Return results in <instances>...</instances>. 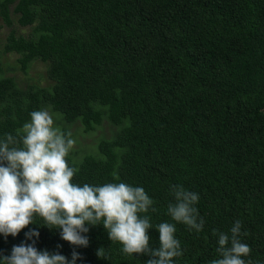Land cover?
I'll use <instances>...</instances> for the list:
<instances>
[{
	"label": "trees",
	"instance_id": "1",
	"mask_svg": "<svg viewBox=\"0 0 264 264\" xmlns=\"http://www.w3.org/2000/svg\"><path fill=\"white\" fill-rule=\"evenodd\" d=\"M0 140H17L33 111L47 110L68 134H110L92 149L69 151L72 183H126L155 201L147 215L150 246L167 215L169 186L199 195L200 232L177 223L182 256L173 264L218 258L213 229L241 221L246 264H264V0H0ZM2 54L15 56L12 66ZM45 66L46 85L10 75L32 62ZM79 155L77 159L74 154ZM89 227V245L76 264H145L127 255L102 226ZM34 216L13 238L38 229V250L71 259L73 247ZM247 232V235H243ZM29 243L31 241H28ZM103 247L104 257L96 250Z\"/></svg>",
	"mask_w": 264,
	"mask_h": 264
},
{
	"label": "clouds",
	"instance_id": "2",
	"mask_svg": "<svg viewBox=\"0 0 264 264\" xmlns=\"http://www.w3.org/2000/svg\"><path fill=\"white\" fill-rule=\"evenodd\" d=\"M21 132L19 140L12 134L0 140V236L15 238L38 216L43 227L58 229L60 239L73 250L71 259L60 254L61 245L54 252L38 250L39 231L30 229L24 241L12 246L9 255L0 251V264H76L82 257L75 249L88 247L89 227L101 221L108 239L119 243L124 254L147 256L145 264H173V259L183 254L175 237V225L180 223L196 232L203 229L204 220L195 206L199 195L182 184L170 185L173 200L167 206V215L175 223L157 225L159 246L152 248L148 234L152 225L149 217L142 214L158 209L142 187L123 182L83 186L72 183L78 170L69 166L66 156L75 141L70 133L54 126L47 110L30 113ZM241 228V221L236 220L230 235L213 229L212 235L218 238V258L210 264H246L243 257L251 249L240 240ZM104 253L103 247L96 250L98 258Z\"/></svg>",
	"mask_w": 264,
	"mask_h": 264
},
{
	"label": "rangeland",
	"instance_id": "3",
	"mask_svg": "<svg viewBox=\"0 0 264 264\" xmlns=\"http://www.w3.org/2000/svg\"><path fill=\"white\" fill-rule=\"evenodd\" d=\"M8 32L9 30L6 27L0 28V48L4 42V37ZM14 58L15 56L13 55L2 54L1 60H2V64L4 65L5 69L7 68L6 66L13 65ZM10 75H14L15 77H17V80L20 83H36L40 85L47 84L45 66L42 63L37 62V61L32 62L30 67L26 69L24 72L20 71L18 67L14 72H11ZM42 110H45V109H42ZM53 120H54V126L56 127V119L53 118ZM69 128L70 127H68V132L71 134V138L75 141L73 147L71 148V151L73 152H77L85 148L92 149L94 139L97 140L101 136H108L110 134L109 131L106 133L103 130V127L97 129L95 132L88 134V135L82 134V131L79 127H73L72 129H69ZM73 157L77 159L79 157L78 153L74 154Z\"/></svg>",
	"mask_w": 264,
	"mask_h": 264
}]
</instances>
